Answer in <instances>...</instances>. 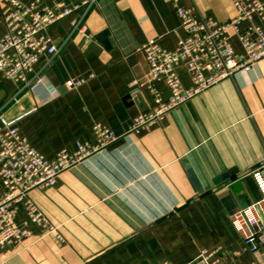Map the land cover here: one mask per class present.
Wrapping results in <instances>:
<instances>
[{"label": "crops", "instance_id": "1", "mask_svg": "<svg viewBox=\"0 0 264 264\" xmlns=\"http://www.w3.org/2000/svg\"><path fill=\"white\" fill-rule=\"evenodd\" d=\"M43 1L63 10L86 0ZM7 2L0 0V39ZM176 6L220 23L236 16L233 0H98L82 21L85 33L74 29L85 9L48 29L59 53L36 66L30 79L42 78L43 84L35 90L0 73V113L8 120L23 117L22 135L46 159L75 152L78 143L94 145L96 124L121 137L64 172L54 187L30 193L47 228L27 225L20 209L18 225L31 235L1 249L0 264H189L216 247H223L226 264L256 259L230 216L262 197L249 173L264 160V59L149 131L129 135L133 119L153 105L148 65L138 50L156 40L172 51L185 38ZM106 31L109 49L98 40ZM178 74L189 87L185 68ZM79 80L86 83L70 87ZM156 86L169 99L165 84ZM134 92L147 109L125 101ZM232 170L229 180L216 182Z\"/></svg>", "mask_w": 264, "mask_h": 264}, {"label": "built area", "instance_id": "2", "mask_svg": "<svg viewBox=\"0 0 264 264\" xmlns=\"http://www.w3.org/2000/svg\"><path fill=\"white\" fill-rule=\"evenodd\" d=\"M233 4L236 16L226 23L199 19L191 10L176 6L185 38L172 51L163 49L156 40H150L138 50L145 55L148 65L147 88L153 105L133 119L129 135L149 131L181 105L240 73H251L264 59V0H233ZM97 5L98 0H86L80 6L54 10L43 0L29 3L8 0L3 17L5 33L0 39L1 75L18 87L35 90L43 84L42 78L30 79L36 66L43 57L49 62L59 53L47 34L48 29L85 9V15L74 24V29L83 34L82 21ZM235 40L240 50L236 49ZM181 67L190 77L189 87L178 74ZM160 82L167 87L169 99L159 92L156 84ZM85 83L86 80H79L70 87L77 89ZM22 118L8 120L0 113V250L21 245L31 235V231L18 225L20 209L27 225L47 228L46 215L29 197L33 190L54 187L64 172L84 164L121 139L107 127L96 124L94 145L78 143L75 152L61 151L48 160L22 135L18 127ZM249 175L262 197L233 213L230 221L245 250L256 257L250 264H264V160ZM189 264H226L224 249L205 250Z\"/></svg>", "mask_w": 264, "mask_h": 264}, {"label": "water", "instance_id": "3", "mask_svg": "<svg viewBox=\"0 0 264 264\" xmlns=\"http://www.w3.org/2000/svg\"><path fill=\"white\" fill-rule=\"evenodd\" d=\"M108 37H109V32H104L102 35H100V37L98 38V40L102 41L103 43V46L106 48V49H109L110 48V43L108 41ZM125 101L127 103L129 102H133V103H136L137 105L141 104L144 106V109H147V105H146V102H145V99L142 95H140L139 93L137 92H134L130 95H128L126 98H125ZM234 174H236V171L235 170H232L226 174H224L220 179H218L216 182H221V181H227L229 180Z\"/></svg>", "mask_w": 264, "mask_h": 264}]
</instances>
